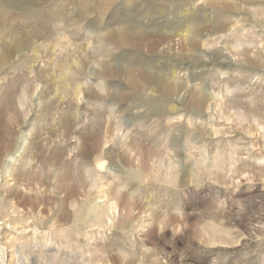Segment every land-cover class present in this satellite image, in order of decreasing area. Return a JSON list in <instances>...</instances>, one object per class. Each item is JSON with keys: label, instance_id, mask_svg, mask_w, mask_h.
Instances as JSON below:
<instances>
[{"label": "rangeland", "instance_id": "374dc122", "mask_svg": "<svg viewBox=\"0 0 264 264\" xmlns=\"http://www.w3.org/2000/svg\"><path fill=\"white\" fill-rule=\"evenodd\" d=\"M0 264H264V0H0Z\"/></svg>", "mask_w": 264, "mask_h": 264}, {"label": "bare ground", "instance_id": "6f19581e", "mask_svg": "<svg viewBox=\"0 0 264 264\" xmlns=\"http://www.w3.org/2000/svg\"><path fill=\"white\" fill-rule=\"evenodd\" d=\"M188 17V16H187Z\"/></svg>", "mask_w": 264, "mask_h": 264}]
</instances>
